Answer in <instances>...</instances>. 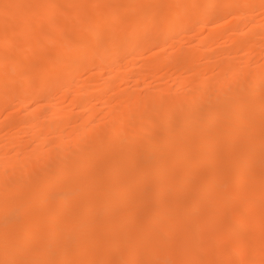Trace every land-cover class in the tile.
I'll list each match as a JSON object with an SVG mask.
<instances>
[{"label": "bare ground", "instance_id": "1", "mask_svg": "<svg viewBox=\"0 0 264 264\" xmlns=\"http://www.w3.org/2000/svg\"><path fill=\"white\" fill-rule=\"evenodd\" d=\"M257 11L0 0V264H264Z\"/></svg>", "mask_w": 264, "mask_h": 264}, {"label": "rangeland", "instance_id": "2", "mask_svg": "<svg viewBox=\"0 0 264 264\" xmlns=\"http://www.w3.org/2000/svg\"><path fill=\"white\" fill-rule=\"evenodd\" d=\"M106 6H107V4L104 5V7H106ZM247 6L250 7L249 5H247ZM247 6H246V7H247ZM259 12H260V11H259ZM255 13H256L255 16L258 14V16H256L257 18L254 16V17H255V21H258V20H260V19H261V20H262V19L264 20V12H263V11H261L260 13H258V11H257V12H255ZM230 18H231V17H230ZM226 20H229V16H228V18L225 17V18L223 19V21H226ZM261 20H260V21H261ZM208 32H209V31L206 30L205 33L207 34ZM191 35H192V36L194 35V36L197 37V35H195L194 33L191 34ZM194 36H193V37H194ZM196 37H195V38H196ZM238 37H239V36H238ZM225 38H226V37H225ZM225 38H222L220 41H222V40L225 39ZM185 41H186V42H185ZM185 41H184V42H185V45H186V46H187V45L189 46V40H185ZM223 41H224L225 43H224ZM223 41H222L221 43H219V44L222 45L223 43H224V44L229 43L228 38L225 39V40H223ZM227 41H228V42H227ZM187 42H188V43H187ZM224 44H223L222 46H224ZM188 46H187V48H188ZM218 46H219V45H218ZM218 46H217V47H218ZM220 47H221V46H220ZM220 47H218V48H220ZM150 53H151L150 51H146V52H145L144 55H145V57H147V59H148V57L150 58V56H151ZM201 58H204V57H201ZM205 59H206V58H205ZM205 59H201V61H200V58H199V61H198V62H200V64L197 62V65H198V66H200V65H201V66L206 65ZM206 60H207V62H208V59H206ZM201 63H202V64H201ZM86 73H87V72L85 71L84 74L82 75V78L80 77V78H81V79H79V83H80V84L84 83L85 79H88L89 76H87V75H89V74H88V73L86 74ZM185 75H186V74H185ZM131 80H132V79H130L128 82L124 83V84H123V87H124V88H125V87H129L130 89H131V87H135V82H134L133 80H132V81H131ZM149 84H156V80H147L146 83H145L144 85H149ZM78 91H79V90H78ZM78 91H77V89H75V90L72 92L71 96H69V97H63V96H62V97L59 96V97H60L61 100H62V103L60 102L62 106H68L69 109H72L74 113H76V114L78 113V115H79V113H80V111H79V110H80L79 107L76 106V105H74L73 100H71V99L74 98L75 95H76V96L79 95V92H80V94H81V91H79V92H78ZM61 100H60V101H61ZM6 112H7V111H6ZM1 116H2V115H1ZM17 117H18V116H17ZM17 117H16V118H17ZM20 117H21V115H19V118H17V120H18V119H19V120H22V119H20ZM22 117H23V116H22ZM22 117H21V118H22ZM0 118H1V119H0V122L7 121V120H6L7 118H6V115H5V114H3V117H0ZM5 118H6V119H5ZM99 118H102V115H101V117H99ZM2 119H3L4 121H3ZM4 124H5V123H4ZM8 124H9V123H7V125H8ZM7 125H6V126H7ZM8 127H10V126H8ZM73 127H74V126L70 127V128H69L70 130H68V132L71 131V130L73 129ZM71 132H72V131H71ZM67 138H69L68 135H67ZM114 148H115V149L119 148V145L116 144V145L114 146ZM261 165H262V166H261ZM261 165H260V167H263L264 164H261ZM205 169H206V171H205ZM205 169H204V171H205L204 173H208V171H209L210 168L207 167V168H205ZM232 206H233V207H232L233 209H236V208H237L236 205H232ZM234 206H235V208H234ZM228 209H229V208H228ZM233 209H232V210H233ZM229 211H231V207H230V210H229ZM231 212H232V211H231ZM205 257H207V256H205ZM205 257H204V258H205ZM236 259H237V258H234V259H232V260L235 261ZM234 261H233V262H234ZM235 262H237V260H236Z\"/></svg>", "mask_w": 264, "mask_h": 264}]
</instances>
